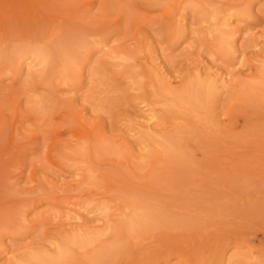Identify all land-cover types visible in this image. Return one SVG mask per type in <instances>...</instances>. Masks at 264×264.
<instances>
[{
  "label": "rangeland",
  "instance_id": "obj_1",
  "mask_svg": "<svg viewBox=\"0 0 264 264\" xmlns=\"http://www.w3.org/2000/svg\"><path fill=\"white\" fill-rule=\"evenodd\" d=\"M112 261L264 264V0H0V264Z\"/></svg>",
  "mask_w": 264,
  "mask_h": 264
},
{
  "label": "bare ground",
  "instance_id": "obj_2",
  "mask_svg": "<svg viewBox=\"0 0 264 264\" xmlns=\"http://www.w3.org/2000/svg\"><path fill=\"white\" fill-rule=\"evenodd\" d=\"M211 17H212V14H211ZM211 20H212V19H211ZM214 20H215V19H214ZM64 45H65V44H64ZM224 46H225V45H224ZM44 47H45V46H44ZM45 48H46V47H45ZM63 48H64V47H63ZM76 48H77V47H76ZM37 49H38V47H37ZM53 49H54V48H53ZM41 50H42V49H41ZM74 50H75V48H74ZM13 51H14V50H13ZM52 51H53V50H52ZM39 52H40V51H39ZM42 52H43V51H42ZM42 52H40V53H42ZM44 52H46V51H44ZM48 53H49V52H48ZM38 54H39V53H38ZM13 55H14V54H13ZM21 55H22V54H21ZM30 55H31V54H30ZM36 55H37V54H36ZM36 55H34V56H36ZM40 55H41V54H40ZM51 55H52V54H51ZM28 56H29V55H28ZM12 57H13V56H12ZM49 57H50V55H49ZM60 57H61V56H60ZM72 57H73V56H72ZM72 57H71V58H72ZM34 58H36V57H34ZM74 58H75V57H74ZM43 59H44V58H43ZM75 59H76V58H75ZM75 59H74V60H75ZM24 60H25V59H24ZM46 60H47V59H46ZM51 60H52V59H51ZM71 60H72V59H71ZM77 60H78V59H77ZM48 61H49V60H48ZM59 61H60V60H59ZM23 62H24V61H23ZM39 62H40V60H39ZM52 62H53V60H52ZM52 62H51V63H52ZM39 64H40V63H39ZM53 64H54V63H53ZM77 64H78V62H77ZM48 65H49V64H48ZM45 66H46V65H45ZM69 66H70V65H69ZM71 67H72V66H71ZM56 69H57V68H56ZM70 70H71V69H70ZM52 74H53V73H52ZM56 74H57V73H56ZM48 77H49V76H48ZM68 82H69V80H68ZM262 82H263V80H262ZM189 86H190V85H189ZM208 86H209V85H208ZM193 87H194V86H193ZM183 88H185V87H183ZM160 89H162V88H160ZM165 90H166V88H165ZM193 90H194V88H193ZM172 91H173V90H172ZM179 91H180V90H179ZM200 91H201V89H200ZM210 92H211V91H210ZM174 93H175V92H174ZM198 93H199V90H198ZM212 93H213V92H212ZM214 93H215V92H214ZM202 94H203V93H202ZM179 95H180V94H179ZM181 95H182V94H181ZM196 95H197V94H196ZM192 96H193V95H192ZM197 96L200 97V95H197ZM210 96H211V95H210ZM199 97H198V98H199ZM172 98H173V97H172ZM195 98H196V97H195ZM178 100H179V99H178ZM202 101H203V97H202V99H201V102H202ZM156 102H157V101H156ZM161 102H162V101H161ZM202 104H203V103H202ZM168 105H169V104H168ZM203 106H204V105H203ZM42 107H43V105H42ZM176 107H177V106H176ZM177 108H178V107H177ZM189 110H190V109H189ZM194 110H195V109H194ZM196 112H197V111H196ZM174 114H175V113H174ZM192 115H193V114H192ZM176 116H177V115H176ZM200 116H201V115H200ZM185 118H186V117H185ZM200 118H201V117H200ZM152 119H153V118H152ZM188 119H189V118H188ZM190 119H191V118H190ZM184 121H185V120H184ZM191 122H192V121H191ZM185 123H186V122H185ZM172 124H173V123H172ZM172 124H171V125H172ZM195 125H197V124H195ZM195 125H194V126H195ZM181 126H182V125H181ZM183 126H185V125H183ZM202 127H203V126H202ZM178 128H180V126H179ZM192 128H193V127H192ZM206 129H207V128H206ZM210 129H211V128H210ZM175 130H176V129H175ZM152 139H153V138H152ZM159 140H160V139H159ZM167 140H168V139H167ZM171 141H172V140H171ZM172 142H173V141H172ZM159 143H160V142H159ZM159 143H158V144H159ZM94 145H95V144H94ZM82 146H83V145H82ZM95 147H96V146H95ZM176 147H177V145H176ZM105 148H106V147H105ZM170 149H171V147H170ZM177 149H178V148H177ZM178 150H179V149H178ZM84 151H85V150H84ZM106 152H107V151H106ZM145 152H146V151H145ZM161 152H162V151H161ZM170 152H171V151H170ZM150 153H151V152H150ZM168 153H169V152H168ZM172 153H173V151H172ZM67 154H68V153H67ZM72 155H73V154H72ZM113 155H114V154H113ZM117 155H118V154H117ZM121 155H122V154H121ZM150 155H151V154H150ZM150 155H149V156H150ZM173 155H174V154H173ZM129 156H130V155H129ZM146 158H147V157H146ZM133 160H134V159H133ZM138 160H139V159H138ZM144 160H147V159H144ZM139 161H140V160H139ZM164 161H165V160H164ZM166 161H168V160H166ZM136 162H137V161H136ZM143 162H144V161H143ZM140 163H141V162H140ZM160 163H161V162H160ZM163 163H164V162H163ZM136 164H137V163H136ZM141 164H142V163H141ZM146 164H147V163H146ZM140 168H141V166H140ZM168 170H169V169H168ZM137 172H138V171H137ZM88 177H89V176H88ZM90 181H91V180H90ZM90 184H91V183H90ZM124 202H125V201H124ZM134 205H135V204H134ZM134 211H135V210H134ZM118 213H119V212H118ZM144 213H145V212H144ZM116 215H117V213H116ZM121 215H122V214H121ZM126 215H127V214H126ZM148 215H149V214H148ZM146 216H147V215H146ZM118 217H119V216H118ZM126 217H128V216H126ZM150 218H151V217H150ZM118 219H119V218H118ZM122 219H123V218H122ZM128 219H129V218H128ZM141 219H142V218H141ZM143 219H144V218H143ZM159 219H160V218H159ZM154 220H155V219H154ZM170 220H171V219H170ZM120 221H121V220H120ZM120 221H119V222H120ZM129 221H130V219H129ZM143 222H144V221H143ZM157 222H158V221H157ZM172 222H173V221H172ZM176 222H178V220H177ZM148 223H149V222H148ZM173 223H174V222H173ZM180 223H181V222H180ZM180 223H178V225H179ZM123 224H125L124 221H123ZM174 224H176V223H174ZM182 224H183V223H182ZM154 226H155V225H154ZM170 226H171V225H170ZM173 226H175V225H173ZM176 226H177V225H176ZM133 227H134V226H133ZM126 228H127V227L125 226V230L128 229V228H127V229H126ZM142 228H143V226H142ZM146 228H147V227H146ZM165 228H166V227H165ZM176 228H177V227H176ZM123 229H124V227H123ZM158 229H159V228H158ZM174 229H175V228H174ZM179 229H180V228H179ZM172 230H173V228H172ZM131 231H132V230H131ZM141 232H142V231H141ZM122 234H123V233H122ZM143 234H144V233H143ZM95 235H97V234H95ZM126 235H127V234H125V236H126ZM129 235H130V234H129ZM129 235H127V236H129ZM127 236H126V237H127ZM96 237H97V236H96ZM123 237H124V236H123ZM124 238H125V237H124ZM81 239H82V238L80 237V242H81ZM121 239H122V238H121ZM121 239H120V240H121ZM77 240H78V239H76V241H77ZM83 240H84V239H83ZM64 241H65V240H64ZM72 241H73V240H72ZM91 241H92V240H91ZM121 241H122V240H121ZM89 242H90V241H89ZM67 243H68V242H67ZM117 244H118V243H117ZM58 245H59V244H58ZM67 247H68V246H67ZM117 247H118V246H117ZM115 248H116V247H115ZM115 248H114V251H115ZM56 249H57V248H56ZM120 250H122V249H120ZM58 251H59V250H58ZM63 251H64V249H63ZM63 251H62V252H63ZM104 251H105V250H104ZM118 251H119V250H118ZM68 252H69V251H68ZM115 252H116V251H115ZM56 253H57V252H56ZM58 253H59V252H58ZM100 253H101V252H100ZM63 254H64V253H63ZM72 254H73V253H72ZM95 254H96V253H95ZM98 254H99V253H98ZM74 255H75V254H74ZM104 255H105V254H104ZM104 255H103V256H104ZM39 256H40V255H39ZM41 256H42V255H41ZM41 256H40V257H41ZM75 256H76V255H75ZM103 256H102V257H103ZM65 257H66V256H65ZM99 257H100V256H99ZM104 257H105V256H104ZM106 257H107V256H106ZM108 257H109V256H108ZM54 258H55V257H54ZM56 258H57V256H56ZM45 259H46V258H45ZM45 259H44V260H45ZM50 259H51V258H50ZM74 259H75V258H74ZM91 259H92V258H91ZM96 259H97V258H96ZM40 260H41V259H40ZM47 260H48V259H47ZM55 260H56V259H55ZM55 260H54V261H55ZM75 260H76V259H75ZM82 260H83V259H82ZM87 260H88V259H87ZM94 260H95V258H94ZM102 260H104V259H102ZM69 261H70V260H69ZM80 261H81V260H80ZM85 261H86V260H85ZM96 261H98V260H96ZM105 261H106V260H105ZM105 261H104V262H105ZM109 261H110V260H109ZM37 262H38V261H37ZM39 263H40V262H39ZM45 263H47V262H45ZM48 263H49V262H48ZM53 263H54V262H53ZM98 263H100V262H98ZM109 263H110V262H109ZM143 263H144V262H143ZM81 264H83V263H81ZM101 264H102V263H101ZM103 264H104V263H103ZM106 264H107V263H106ZM110 264H113V261H112V263H110ZM228 264H229V263H228ZM244 264H245V263H244Z\"/></svg>",
  "mask_w": 264,
  "mask_h": 264
}]
</instances>
